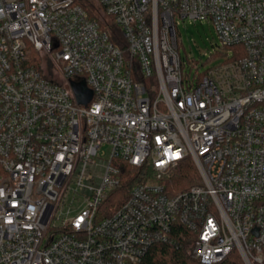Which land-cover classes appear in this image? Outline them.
Here are the masks:
<instances>
[{
	"label": "built area",
	"instance_id": "obj_1",
	"mask_svg": "<svg viewBox=\"0 0 264 264\" xmlns=\"http://www.w3.org/2000/svg\"><path fill=\"white\" fill-rule=\"evenodd\" d=\"M179 19L221 63L181 58ZM118 163L151 177L102 214ZM176 224L202 264H264V0H0V264H136Z\"/></svg>",
	"mask_w": 264,
	"mask_h": 264
},
{
	"label": "trees",
	"instance_id": "obj_2",
	"mask_svg": "<svg viewBox=\"0 0 264 264\" xmlns=\"http://www.w3.org/2000/svg\"><path fill=\"white\" fill-rule=\"evenodd\" d=\"M109 30L113 42L123 45V39L119 31L112 25L109 27ZM117 166L120 171L121 185L119 189L108 195L102 203L100 207V213L102 214L109 213L112 207L120 206L131 187L138 183L146 182L151 177V171L147 169L144 170V167L133 168L126 163H118ZM197 182L198 177L195 168L190 163H185L179 167L169 180L167 190L170 192H172V190H185ZM172 237L176 239L175 244H153L150 246L143 259L136 264H202L190 257L188 250L190 236L181 225L176 224L173 227ZM217 264L244 263L237 253H231L227 258Z\"/></svg>",
	"mask_w": 264,
	"mask_h": 264
},
{
	"label": "rangeland",
	"instance_id": "obj_3",
	"mask_svg": "<svg viewBox=\"0 0 264 264\" xmlns=\"http://www.w3.org/2000/svg\"><path fill=\"white\" fill-rule=\"evenodd\" d=\"M98 13L102 19L107 21L99 11ZM176 30L180 44L179 54L181 58L183 60L189 59L191 62L196 63L199 67V73H203L206 69L212 68L222 62V56L214 52L218 41L211 25L207 22L193 23L179 19ZM38 59L47 77L54 81H61L59 75L55 73L53 67L45 58L39 57ZM193 73L194 70L191 71V74ZM81 87V83L75 84L74 90L78 92ZM104 149L108 151L109 147L106 146Z\"/></svg>",
	"mask_w": 264,
	"mask_h": 264
},
{
	"label": "water",
	"instance_id": "obj_4",
	"mask_svg": "<svg viewBox=\"0 0 264 264\" xmlns=\"http://www.w3.org/2000/svg\"><path fill=\"white\" fill-rule=\"evenodd\" d=\"M81 84H82V87L79 89L78 92L74 90L75 84H72V90L79 103L87 104L91 98V92L85 88L84 83H81Z\"/></svg>",
	"mask_w": 264,
	"mask_h": 264
}]
</instances>
